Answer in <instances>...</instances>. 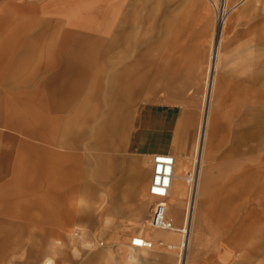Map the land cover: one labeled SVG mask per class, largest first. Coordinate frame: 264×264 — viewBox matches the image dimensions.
Listing matches in <instances>:
<instances>
[{
    "label": "rangeland",
    "instance_id": "rangeland-1",
    "mask_svg": "<svg viewBox=\"0 0 264 264\" xmlns=\"http://www.w3.org/2000/svg\"><path fill=\"white\" fill-rule=\"evenodd\" d=\"M135 1L137 2L0 0V66L13 67L16 73L14 86L0 81V198L6 199L9 195H16L14 199L19 201L16 204L23 203V196L29 194L30 187L37 189V192H32L33 198L46 194L45 191L39 190L47 189L48 185L45 182L47 177L41 172V166L46 165L47 161L35 158L37 153L34 151V145L38 143L51 147L55 158L52 157L49 161H52L54 166L61 164L59 156L64 154L63 172L70 175L69 142L72 132L80 133L82 138L81 134L88 128L95 131L97 172L95 215L90 225L87 222L77 224L71 219V213L76 212L78 208L75 203L78 191L71 190V180L66 175L48 178L55 182L57 188L56 194L52 193L60 197L59 204L63 203V210L61 206L59 209L63 215H58L57 219L64 220L65 226L58 232H35L41 223L48 221L47 217L41 214H0V264H44L47 258H54L55 264H83L89 255L103 252L113 244L129 242L136 234L153 241V248L174 253L178 260L179 249L162 248L157 244L158 240L166 243L170 240L161 235L168 231L148 226L146 221L151 206L143 216L126 214L130 211L125 190L128 177H134L138 185L147 173L144 160L127 156L123 145L139 106L146 102H170L180 105L186 111L181 125L182 133L192 128L191 140L187 144L189 151L186 153V166L176 170V175L185 178L187 173L195 168L194 155L211 78L213 90L202 169L208 176H228V183L208 184L212 193L204 199V205L218 209L224 205L226 214L223 218L224 227L213 232H203L209 243L214 240L213 243H218V246H204L197 250L189 248L185 252V262L188 264L193 257L206 261V256L232 252L234 258L230 261H235L237 255L244 258L236 264H264L262 256L255 259L248 257L249 250L254 243H258L264 229V41L260 39L255 25L243 22L244 17L240 9L231 8L228 4L225 24L222 33L218 35V17L213 2L219 5L221 0H206L212 7L214 26L205 69L201 72L186 73L184 77L176 74L172 79L165 72L144 70L148 65L142 64L141 61L137 77L127 79L128 82L123 85V94L116 103L109 102L106 27L113 10L119 12L120 19L127 5ZM140 6V11L143 12V23L140 25L143 34V42H140L142 51L152 42L151 0H140ZM45 21L59 22L52 31L73 27V31L90 33L94 38L92 48L96 49V55L95 62L91 65L93 71L85 73V76L89 73L91 76L95 75L94 80L85 81V84L90 85L85 89V93L90 92L89 101L87 95L84 97L82 94L83 88L77 85L80 81H71L68 77L63 79L56 67H44L46 59L53 61L54 51L51 47L54 40L39 39L40 37L33 33L39 32ZM83 41L71 39L70 43L73 45L74 42ZM215 47L218 54L214 68L210 64V56ZM55 49L54 54L61 52ZM58 75L56 84L43 86L45 80ZM62 79L63 86L69 85V88L65 87L62 92L52 95V91L60 85L58 83ZM82 83L84 82H80V86ZM71 89L75 91V97H72ZM45 92L47 95L51 93L52 96H45ZM256 125L263 128L257 136H237L238 132L247 131ZM62 132L68 136V143L63 141ZM235 140L242 144L241 149L245 154L240 157L242 168L230 178V173L223 172L220 164L223 153ZM103 175L106 178L104 183L98 178ZM7 182L9 183L6 184ZM222 186L227 187L223 195L221 189H217ZM15 187L19 188L18 193L9 191ZM147 199L151 202L155 200L149 195ZM189 202L190 192L186 186L185 200L180 203L181 220ZM173 203L175 204V201L171 193L168 199L170 215ZM2 204L9 206L8 200ZM200 204L201 199L198 201V208ZM32 206L34 207V204ZM9 211L12 210L0 208V213ZM32 211L39 213L40 209ZM201 216L198 209L194 227L200 222ZM106 219L111 222L106 224ZM25 227H31L33 231L29 232ZM48 227H51L50 223ZM11 228L12 231L8 230ZM57 241L60 245H57ZM101 242L105 244L102 246ZM21 254L25 255L23 261L11 260L12 256ZM28 256L32 259L29 260ZM104 261L101 254L98 264H104Z\"/></svg>",
    "mask_w": 264,
    "mask_h": 264
},
{
    "label": "crops",
    "instance_id": "crops-1",
    "mask_svg": "<svg viewBox=\"0 0 264 264\" xmlns=\"http://www.w3.org/2000/svg\"><path fill=\"white\" fill-rule=\"evenodd\" d=\"M223 3L225 10L228 5H230L231 8H239L241 15L244 17L243 22L249 25H255V28L259 32L260 39L264 41V0H224ZM141 5L143 9V4ZM140 7V0L129 3L120 19L119 12L113 10L111 20L106 27V49L107 55H109L107 61L109 72L107 99L109 102L116 103L123 94V85L125 82H128L127 79L137 77V70H140L141 61L142 64L146 63L148 65L144 70L165 72L168 73L169 77L172 79L175 78L176 74L184 77L186 73L201 72L205 69L207 64L208 46L212 37L214 20L212 7L206 0H151L150 18L152 42L146 50L142 49V51H140V42H143V34L140 25L143 23V12L140 11ZM44 24V27H42L39 32L33 33V35L37 34L36 36H39V39L50 38L54 40L51 47L52 51L55 52V48L58 49L57 51H61L57 54L52 52L54 56V58L52 57L53 61L46 59L44 67H56V69H59L63 79L68 77L71 81L77 79L80 82H84L81 86L80 82L77 85L83 88L82 94L84 97L87 95V101H89L90 92L85 93V89L90 85L89 83L85 84V81L88 82L90 79L94 80L95 75L91 76L89 73L85 76V73L93 71L91 65H93L92 62H95L94 56L96 55V49L92 48L94 43L92 41H95L94 38L91 37L92 35L90 33L73 31V27L64 30L55 29V31H52L53 28L59 24L58 21H45ZM224 24H222L220 28H217L218 35L222 33ZM71 39L84 41L82 43L74 42L72 45L70 43ZM67 51L70 53H67ZM217 54V47H215L210 56V64L214 68ZM56 55L58 59H56ZM69 55L71 57H69ZM69 72L72 74L70 75ZM58 79L59 75L51 79L48 78L47 81L45 80L43 82V86L47 87L48 85L56 84ZM63 79L58 83V85H60L52 91V95L62 92L65 87L69 88V85L63 86ZM0 81L4 84L6 83V85L14 86L16 83L15 69L9 66H0ZM75 86H73V88ZM212 90L213 79L211 78L209 90L206 93V100L204 102V114L199 127L194 155L197 184L193 196H191L190 202L185 209L182 220L180 203L185 200L186 186L188 185L183 176L176 175V170H181L186 166V153L189 151V149H187V144L188 141L191 140L192 130V128H188L185 133L181 131V125L186 116L185 109L180 105L170 102L144 103L136 109L133 126L123 145L124 153L127 156L139 157L144 160L147 173L146 176L138 182V185L134 177H128V186L125 189L128 201L127 207L130 209V211L126 213L128 215L143 216L150 206L149 216L152 212L155 200L151 202L147 197L148 195L152 197L149 193V188L153 174L154 156L157 154H168L173 156L176 160L175 176L170 191V195L171 193L173 194L175 204L173 203L171 215L168 213V217L172 222V227L170 230H165L168 231V233H161V235L168 238L170 242L166 243L163 240H158L157 244L162 248L171 250L179 249L178 260L177 256L170 251L153 248L154 242L142 235L140 236L144 237L152 246L150 248L132 247V239L136 235H139L136 234L130 238L129 242L125 241L119 244H113L108 246L109 249L103 252L89 255L83 264H98V259L101 254L104 256V264H125L129 256L136 257L138 259V264H186L185 252L189 248L197 250L202 249L204 246H218V243H213L214 240L211 241L212 243H209L208 237L206 238L203 234V232H213L216 231L217 228L224 227L223 218L226 214L224 205H221L223 207L220 206L219 209L218 207L209 208L204 205L206 203L204 199H207L208 195L212 193V190H209V186L207 185L228 183L226 182L228 176H208L206 171L202 169L203 160L205 158L206 128L208 125ZM68 91L69 90H67V93ZM70 91L72 97H75V91L72 89ZM44 95L46 96L47 92H45ZM52 95L48 93L47 96ZM79 95L80 91H78V97ZM84 99L83 101H85ZM262 124L264 128V122H262ZM263 128L256 125L247 131L238 132L239 134L237 136H242V138L257 136ZM81 135L82 138L80 137V133L76 134L72 132L71 142H69L71 147L70 175L63 172L64 154H60L59 156L60 161H62L60 162L61 164L54 166L52 161H49L50 158H55L53 151L50 149L51 147L45 143L34 145V151L37 153L35 158L47 161L46 165L43 164L44 166H41L43 168L41 172L47 177L45 182L48 187L45 190H42V188L39 189L40 192L45 191L44 193L46 194L33 198L32 192L33 190L37 192V189L30 187L28 189L29 194L23 196V203L16 204V202H19L17 201L18 199H14L16 195L13 197L9 195V197H5L6 199L0 198V203L2 205L0 208L12 210L0 214L14 216L41 214L46 216L48 221H46L45 224L41 223L40 227L36 229L35 232H58L65 226L64 220L57 219L58 215H63L62 211H59L60 206L63 210V203L59 204L58 201H60V197L54 195L56 194L55 191H57V188H55L56 185L54 184L55 182L48 178L66 175L70 177L71 190H77L78 196L83 195L88 201V207L77 208L76 212L71 213V219L77 224L87 222V224L90 225L94 220L97 190L95 131L88 128V130L84 131ZM62 138L63 141L68 143V136L65 132H62ZM241 145L242 144H240L238 140H235L223 153L220 168L223 172L228 171L231 175L230 178L237 174L238 170L242 168L240 157H242L245 152L241 149ZM175 155H177L178 158ZM32 165L33 164H31V166ZM98 178L102 183L106 182L104 175ZM8 183L9 182L6 184ZM218 188L221 189L220 192L222 195L225 193L224 190L227 189V187L223 186L221 188L217 187V189ZM12 190L15 193L19 192L18 187L9 189L11 192ZM152 198L155 199L154 197ZM61 199L63 200V196H61ZM199 199H201V204L198 208ZM6 200H8L9 206H3L2 202ZM33 204L34 207L32 206ZM37 208L40 209L39 213L32 211ZM198 209L202 218L200 217V222L194 227V219ZM49 223L51 227H48ZM24 229L29 232L33 231L31 227H25ZM8 230L12 231V228ZM156 235L158 236L159 233ZM160 242H163L164 246L160 245ZM42 244L40 245L41 247ZM104 244V242H101L102 246ZM252 246L253 247L248 252V257H254L255 259V257L262 256L264 258V229L258 243H254ZM231 253L232 252H225L222 255L206 256V261L198 257H193L188 264H200L204 262L210 264H236L244 259L242 255H237L234 259L235 261H230V259L234 258ZM28 258L29 260L32 259V257L29 256Z\"/></svg>",
    "mask_w": 264,
    "mask_h": 264
},
{
    "label": "built area",
    "instance_id": "built-area-1",
    "mask_svg": "<svg viewBox=\"0 0 264 264\" xmlns=\"http://www.w3.org/2000/svg\"><path fill=\"white\" fill-rule=\"evenodd\" d=\"M213 2V0H211ZM216 8L217 15L220 16L221 4L213 2ZM217 16V17H218ZM176 160L168 154H157L153 158V174L151 178L149 193L155 198L152 212L148 218V226L152 229L170 230L172 222L168 217V198L172 189L175 176ZM185 181L189 187L190 198L193 196L196 188L197 178L195 171H190L185 177ZM160 245L164 246L163 242ZM131 246L135 248H150L152 245L144 237L136 235Z\"/></svg>",
    "mask_w": 264,
    "mask_h": 264
},
{
    "label": "clouds",
    "instance_id": "clouds-1",
    "mask_svg": "<svg viewBox=\"0 0 264 264\" xmlns=\"http://www.w3.org/2000/svg\"><path fill=\"white\" fill-rule=\"evenodd\" d=\"M76 206L78 208H87L88 207V201L85 199V197L83 195H80L77 197L76 201ZM110 219H106L105 223L108 224L110 223ZM57 245H60V242L57 241ZM85 247H90V245H85ZM25 259V255L21 254L19 256H12L11 260L12 261H16V260H20L23 261ZM44 264H55V259L54 258H47L44 261ZM125 264H138V259L134 256H129L125 262Z\"/></svg>",
    "mask_w": 264,
    "mask_h": 264
},
{
    "label": "bare ground",
    "instance_id": "bare-ground-1",
    "mask_svg": "<svg viewBox=\"0 0 264 264\" xmlns=\"http://www.w3.org/2000/svg\"><path fill=\"white\" fill-rule=\"evenodd\" d=\"M224 0H221L220 1V4H221V13H220V16H218V20H217V28H220V26L222 24H224L225 20H226V13H225V8H224V3H223ZM217 5V4H216ZM194 171H195V175H196V167L194 168Z\"/></svg>",
    "mask_w": 264,
    "mask_h": 264
}]
</instances>
